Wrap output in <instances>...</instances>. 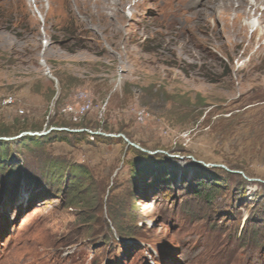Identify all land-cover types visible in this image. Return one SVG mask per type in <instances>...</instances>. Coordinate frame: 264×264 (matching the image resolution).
<instances>
[{
  "label": "rangeland",
  "instance_id": "obj_1",
  "mask_svg": "<svg viewBox=\"0 0 264 264\" xmlns=\"http://www.w3.org/2000/svg\"><path fill=\"white\" fill-rule=\"evenodd\" d=\"M179 7L0 0V264H264L258 37Z\"/></svg>",
  "mask_w": 264,
  "mask_h": 264
},
{
  "label": "bare ground",
  "instance_id": "obj_2",
  "mask_svg": "<svg viewBox=\"0 0 264 264\" xmlns=\"http://www.w3.org/2000/svg\"><path fill=\"white\" fill-rule=\"evenodd\" d=\"M163 1L166 4H170V2L172 3L175 0ZM178 3L180 6H184V9L194 10L191 16L192 22L197 24L199 30L206 32L210 40L223 41L226 37L229 38V41L235 47H239L245 41V38L248 37V34L251 33L249 36V43L246 47L247 52L253 43V38L255 36L258 37L259 44L258 47L252 51L250 62L242 63V65L248 70L251 68H256L258 70L264 68L262 63H251L254 57L264 53V0H187L183 2L178 0ZM197 4L201 7L194 9ZM176 11L178 10L175 8L171 10V12H173L172 15L176 16ZM258 12H261V14L256 18L255 15H257ZM244 15L248 16V20L245 18L244 20L242 19ZM176 18L179 19L178 16H176ZM188 18L189 17H187L186 22H190ZM249 28L250 30H248ZM247 30L249 32L248 34Z\"/></svg>",
  "mask_w": 264,
  "mask_h": 264
},
{
  "label": "trees",
  "instance_id": "obj_3",
  "mask_svg": "<svg viewBox=\"0 0 264 264\" xmlns=\"http://www.w3.org/2000/svg\"><path fill=\"white\" fill-rule=\"evenodd\" d=\"M28 139L35 140V138H33V137H28ZM26 140H27V139H26ZM26 140H25V141H26ZM199 194H200L201 196H207V197L210 196L207 192L203 194L202 191H201Z\"/></svg>",
  "mask_w": 264,
  "mask_h": 264
},
{
  "label": "water",
  "instance_id": "obj_4",
  "mask_svg": "<svg viewBox=\"0 0 264 264\" xmlns=\"http://www.w3.org/2000/svg\"><path fill=\"white\" fill-rule=\"evenodd\" d=\"M29 134H31V135H35V134H38V133H35V134H32V133H29ZM9 139H12V138H0V140H9ZM132 144V143H131Z\"/></svg>",
  "mask_w": 264,
  "mask_h": 264
}]
</instances>
